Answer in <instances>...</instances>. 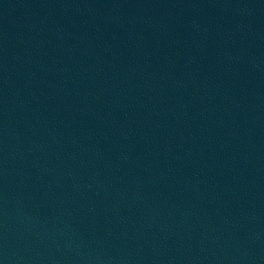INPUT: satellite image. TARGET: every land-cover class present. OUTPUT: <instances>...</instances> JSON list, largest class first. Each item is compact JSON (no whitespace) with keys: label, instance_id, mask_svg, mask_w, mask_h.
<instances>
[{"label":"water","instance_id":"water-1","mask_svg":"<svg viewBox=\"0 0 264 264\" xmlns=\"http://www.w3.org/2000/svg\"><path fill=\"white\" fill-rule=\"evenodd\" d=\"M0 264H264V0H0Z\"/></svg>","mask_w":264,"mask_h":264}]
</instances>
